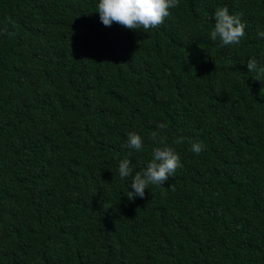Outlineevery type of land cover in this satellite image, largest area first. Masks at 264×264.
Returning <instances> with one entry per match:
<instances>
[{
    "label": "trees",
    "instance_id": "16d2710c",
    "mask_svg": "<svg viewBox=\"0 0 264 264\" xmlns=\"http://www.w3.org/2000/svg\"><path fill=\"white\" fill-rule=\"evenodd\" d=\"M98 3L0 0V264H264V0H180L148 33ZM165 146L182 167L129 200Z\"/></svg>",
    "mask_w": 264,
    "mask_h": 264
},
{
    "label": "clouds",
    "instance_id": "9594fccd",
    "mask_svg": "<svg viewBox=\"0 0 264 264\" xmlns=\"http://www.w3.org/2000/svg\"><path fill=\"white\" fill-rule=\"evenodd\" d=\"M180 0H99L97 11L100 20L105 26H111L117 23L129 30L143 29L148 33L150 29L159 28L167 17L170 16V10L178 7ZM214 28L210 32L213 41L219 39L222 45H239L241 39L245 36V25L240 18L229 14L227 7L217 8L214 12ZM9 23H13L9 18ZM14 26V24H13ZM8 35H14V32H8ZM259 37L264 38V31H259ZM248 71L257 70V61L249 59L247 61ZM258 80V79H257ZM167 127L164 123L157 124V128L163 130ZM159 132L153 131L151 138L155 141ZM183 138H177L174 143L180 144ZM159 143L164 145L165 138L161 137ZM128 146L136 151L144 150V142L140 135L130 132L128 134ZM203 145L193 143L191 151L200 154L203 151ZM182 167L180 156L170 146L156 147L152 151V160L147 164L142 172H136L132 177L130 186L132 191L127 192L129 200H134L137 196L143 198L145 189L150 185L163 186L170 177H173L178 168ZM119 175L121 179L132 176L130 161L124 159L119 163Z\"/></svg>",
    "mask_w": 264,
    "mask_h": 264
}]
</instances>
